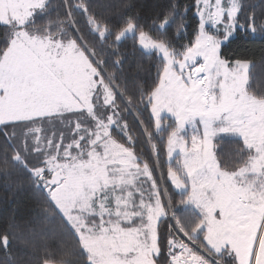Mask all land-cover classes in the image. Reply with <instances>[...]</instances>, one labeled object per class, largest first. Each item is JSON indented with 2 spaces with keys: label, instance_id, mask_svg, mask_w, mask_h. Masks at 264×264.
Returning a JSON list of instances; mask_svg holds the SVG:
<instances>
[{
  "label": "snow or ice",
  "instance_id": "1",
  "mask_svg": "<svg viewBox=\"0 0 264 264\" xmlns=\"http://www.w3.org/2000/svg\"><path fill=\"white\" fill-rule=\"evenodd\" d=\"M236 37L264 51V0H0V179L32 205L0 264H264V57Z\"/></svg>",
  "mask_w": 264,
  "mask_h": 264
},
{
  "label": "trees",
  "instance_id": "2",
  "mask_svg": "<svg viewBox=\"0 0 264 264\" xmlns=\"http://www.w3.org/2000/svg\"><path fill=\"white\" fill-rule=\"evenodd\" d=\"M147 2H151V0H147ZM223 52L229 58L238 55L247 56L257 63H259L261 57H264L261 42H250L240 37H236L231 43H226ZM227 147L226 144L225 148L227 149ZM31 207L32 205L25 193L14 195L5 182L0 179V223H3L13 213H15L16 219L22 223L30 217ZM13 251L18 252L19 248L16 247Z\"/></svg>",
  "mask_w": 264,
  "mask_h": 264
}]
</instances>
